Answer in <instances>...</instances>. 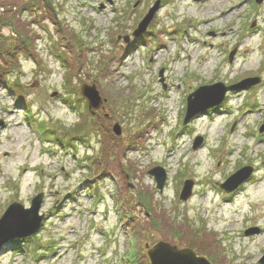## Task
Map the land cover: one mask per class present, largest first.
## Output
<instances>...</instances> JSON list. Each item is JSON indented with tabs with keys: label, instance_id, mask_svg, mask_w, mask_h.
<instances>
[{
	"label": "rangeland",
	"instance_id": "obj_1",
	"mask_svg": "<svg viewBox=\"0 0 264 264\" xmlns=\"http://www.w3.org/2000/svg\"><path fill=\"white\" fill-rule=\"evenodd\" d=\"M246 78L261 82L184 125L189 94ZM263 124L264 2L0 0V220L38 194L48 218L2 244L0 264H151L145 246L160 241L261 264ZM244 166L254 179L233 196L221 185Z\"/></svg>",
	"mask_w": 264,
	"mask_h": 264
},
{
	"label": "water",
	"instance_id": "obj_2",
	"mask_svg": "<svg viewBox=\"0 0 264 264\" xmlns=\"http://www.w3.org/2000/svg\"><path fill=\"white\" fill-rule=\"evenodd\" d=\"M200 1V0H197ZM264 0H256L261 4ZM155 11V10H154ZM150 13L147 18L139 25V29L135 34L145 31L147 28L153 13ZM160 76H163V71L160 72ZM163 82V79L161 80ZM260 82L259 78L247 79L236 86L226 87L223 84H216L213 86H202L188 97V109L185 118V123H188L197 115L205 112L206 110L219 105L225 98L228 91L246 89L250 86L256 85ZM83 93L87 96L90 102V107L93 109H100L103 107V101L99 96L94 85H84ZM114 131L116 134H120L119 126H115ZM261 132H264V125L261 128ZM202 139L197 138L194 143V149H198L202 144ZM253 169L246 167L234 174L228 181L222 185L227 191H234L239 185L244 183L252 175ZM155 177L158 189L162 190L166 181V173L164 169L158 167L149 172ZM192 181H187L182 192L181 198L186 200L191 194ZM43 195H39L32 201V206L29 209H25L23 205L14 203L10 206L8 211L4 214L0 220V236L3 235L4 239L0 241V247L2 244L7 243L13 239H22L31 237L36 234L42 224L44 216L39 215L40 206L42 203ZM18 222V223H17ZM23 222V225L21 224ZM21 226L9 227L11 225ZM148 247V246H147ZM148 256L151 264H211L205 257L197 256L196 253L190 248H178L170 243L160 241L154 246L148 249ZM264 264V257L261 260Z\"/></svg>",
	"mask_w": 264,
	"mask_h": 264
},
{
	"label": "bare ground",
	"instance_id": "obj_3",
	"mask_svg": "<svg viewBox=\"0 0 264 264\" xmlns=\"http://www.w3.org/2000/svg\"><path fill=\"white\" fill-rule=\"evenodd\" d=\"M245 52H246V53H248L249 51H248V50H246Z\"/></svg>",
	"mask_w": 264,
	"mask_h": 264
}]
</instances>
